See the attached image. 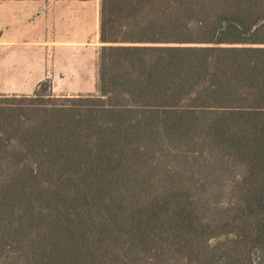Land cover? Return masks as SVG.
<instances>
[{
    "label": "trees",
    "instance_id": "1",
    "mask_svg": "<svg viewBox=\"0 0 264 264\" xmlns=\"http://www.w3.org/2000/svg\"><path fill=\"white\" fill-rule=\"evenodd\" d=\"M98 93L0 92V264H264V0H100Z\"/></svg>",
    "mask_w": 264,
    "mask_h": 264
},
{
    "label": "crops",
    "instance_id": "2",
    "mask_svg": "<svg viewBox=\"0 0 264 264\" xmlns=\"http://www.w3.org/2000/svg\"><path fill=\"white\" fill-rule=\"evenodd\" d=\"M100 0H0V63L26 65L13 73L7 94H30L36 85L34 65L46 64L47 49L58 50L63 80L78 82L58 95H78L97 88L100 41ZM41 69V68H40ZM37 70V84L56 77L47 68Z\"/></svg>",
    "mask_w": 264,
    "mask_h": 264
},
{
    "label": "rangeland",
    "instance_id": "3",
    "mask_svg": "<svg viewBox=\"0 0 264 264\" xmlns=\"http://www.w3.org/2000/svg\"><path fill=\"white\" fill-rule=\"evenodd\" d=\"M99 49H100V47H99ZM57 54H58V50H55V49L54 50H51V49L46 50L45 57L42 58L43 61H46V64L34 65V82L33 83L37 86V80L36 79L38 77V74H37L38 68L39 69L41 68L40 70L47 68L48 70H51L53 72V76L56 77V79H57L56 80L57 91L56 92L53 91V92L58 95L59 92H61V90L65 89V88L69 89L72 86H74L75 84H77L78 82L63 80L64 75L61 71L58 70V65L56 64L57 63V57H58ZM98 57H99V54H98ZM22 66H23V68L26 67L25 64H23ZM22 66H20V65L17 66V65L9 64V63L4 64L2 62L0 63V92L2 89H9V85L14 78L22 77V75H20V73L15 74L12 72V70L14 68L20 69ZM49 78L52 81V87H53V79L51 77H49ZM97 82H98V74H97ZM89 93H98L97 88L95 91L89 92Z\"/></svg>",
    "mask_w": 264,
    "mask_h": 264
}]
</instances>
